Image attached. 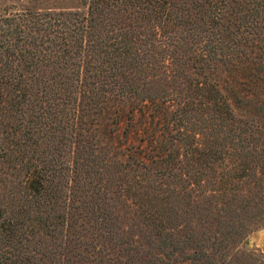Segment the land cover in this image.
Masks as SVG:
<instances>
[{"label": "trees", "instance_id": "1", "mask_svg": "<svg viewBox=\"0 0 264 264\" xmlns=\"http://www.w3.org/2000/svg\"><path fill=\"white\" fill-rule=\"evenodd\" d=\"M262 223L264 0L0 12V264H264Z\"/></svg>", "mask_w": 264, "mask_h": 264}, {"label": "rangeland", "instance_id": "2", "mask_svg": "<svg viewBox=\"0 0 264 264\" xmlns=\"http://www.w3.org/2000/svg\"><path fill=\"white\" fill-rule=\"evenodd\" d=\"M74 2L75 0H0V12H2L3 9L13 10L22 7L68 6L74 4ZM218 88L225 96L236 118L246 119L257 124L262 121V117L257 114L255 107L257 105L255 98H258L260 96L259 94L255 96L250 90L242 91L238 84L225 74L219 76ZM122 130V122L118 125H113L105 120L98 125V136L99 138H103L104 141H107V138L110 136L112 138L111 141H113L114 138L120 137ZM111 131L113 132L110 133ZM239 246L242 250L253 252L264 251V223L254 226V228L247 233ZM157 264L179 263L171 259H164L163 262H157Z\"/></svg>", "mask_w": 264, "mask_h": 264}]
</instances>
